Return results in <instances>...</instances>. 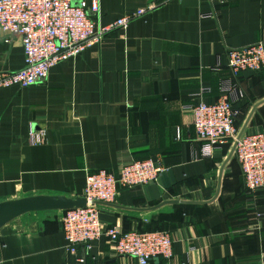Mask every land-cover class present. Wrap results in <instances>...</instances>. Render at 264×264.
<instances>
[{"label":"crops","instance_id":"0c3cea01","mask_svg":"<svg viewBox=\"0 0 264 264\" xmlns=\"http://www.w3.org/2000/svg\"><path fill=\"white\" fill-rule=\"evenodd\" d=\"M151 3L149 14L54 65L44 81L0 90V203L82 197L88 173L117 175L149 159L165 172L144 187L119 189L113 206H100L102 229L166 230L172 258L147 264H264V191L243 187L233 155L212 200L232 143L201 157L192 114L195 104L219 98L230 78L229 49L264 43V0H100L99 13L89 16L107 25ZM22 66L18 37L0 29V71ZM236 81L243 92L233 105L237 133L244 125V134L264 131V66ZM30 129L43 130L44 142L28 144ZM171 199L208 202L134 210ZM60 216L31 212L3 226L0 264H138L117 255L105 236L89 251L80 246L85 261L76 263Z\"/></svg>","mask_w":264,"mask_h":264},{"label":"built area","instance_id":"2783aa9c","mask_svg":"<svg viewBox=\"0 0 264 264\" xmlns=\"http://www.w3.org/2000/svg\"><path fill=\"white\" fill-rule=\"evenodd\" d=\"M99 6L100 0H0V29L15 34L23 49V66L19 70L0 71V90L13 86L26 88L44 81L54 65L98 46L106 36L125 30L156 7L151 3L100 25L89 16L97 15ZM263 66L264 43L229 49L230 78L222 81L219 98L213 103L199 102L192 107L196 137L203 142L200 156L209 158L217 146L235 142L234 158L243 187L252 193L264 191V131L243 134L236 140L235 123L240 112L233 105L243 96L236 81L238 74L256 73ZM44 138L43 130L30 129L27 142L41 144ZM163 172L162 165L147 159L124 165L117 175L105 169L86 175L82 195L86 204L61 211L60 216L66 250L76 263L85 261L78 248L83 246L89 251L102 236L113 244L117 255L131 257L138 264H147L156 257L172 258V241L166 230L123 231L115 225L102 229L99 207L95 205V202H113L119 189L154 183Z\"/></svg>","mask_w":264,"mask_h":264},{"label":"water","instance_id":"95a60500","mask_svg":"<svg viewBox=\"0 0 264 264\" xmlns=\"http://www.w3.org/2000/svg\"><path fill=\"white\" fill-rule=\"evenodd\" d=\"M245 125L241 130L237 133L236 140L240 139L244 134ZM236 143L234 142L231 146V149L221 164L218 173L217 179V188L216 194L213 199L216 198L220 189V182L222 178V173L224 167L229 162L231 157L234 155ZM208 201H192V200H182V199H171L165 200L159 203L157 206L148 207L145 209H134L139 211H149L160 208L164 205L169 204H182V205H202L206 204ZM86 204L84 197H67L64 195H34L29 197H23L14 200H8L0 203V229L5 226L7 223L12 220L31 212H44V211H66L74 208L83 207ZM95 205L100 206H113L109 203L104 202H95ZM123 208V207H119Z\"/></svg>","mask_w":264,"mask_h":264},{"label":"rangeland","instance_id":"374dc122","mask_svg":"<svg viewBox=\"0 0 264 264\" xmlns=\"http://www.w3.org/2000/svg\"><path fill=\"white\" fill-rule=\"evenodd\" d=\"M230 165H232L233 167H235L237 165L236 164V161L235 160H232ZM236 168H237V166H236Z\"/></svg>","mask_w":264,"mask_h":264},{"label":"trees","instance_id":"16d2710c","mask_svg":"<svg viewBox=\"0 0 264 264\" xmlns=\"http://www.w3.org/2000/svg\"><path fill=\"white\" fill-rule=\"evenodd\" d=\"M234 160H235V158H234ZM153 230H164V229L155 228V229H151V230H147V231H153Z\"/></svg>","mask_w":264,"mask_h":264}]
</instances>
